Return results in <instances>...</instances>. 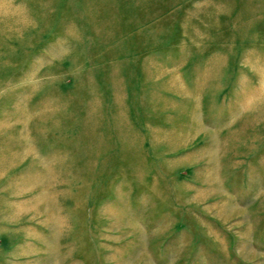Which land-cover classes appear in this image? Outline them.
<instances>
[{
    "label": "rangeland",
    "instance_id": "obj_1",
    "mask_svg": "<svg viewBox=\"0 0 264 264\" xmlns=\"http://www.w3.org/2000/svg\"><path fill=\"white\" fill-rule=\"evenodd\" d=\"M0 264H264V0H0Z\"/></svg>",
    "mask_w": 264,
    "mask_h": 264
},
{
    "label": "bare ground",
    "instance_id": "obj_2",
    "mask_svg": "<svg viewBox=\"0 0 264 264\" xmlns=\"http://www.w3.org/2000/svg\"><path fill=\"white\" fill-rule=\"evenodd\" d=\"M223 207V206H222ZM224 210H225V208H224Z\"/></svg>",
    "mask_w": 264,
    "mask_h": 264
}]
</instances>
